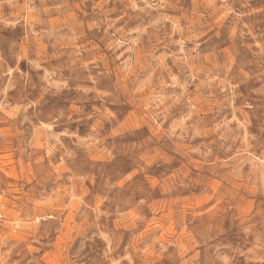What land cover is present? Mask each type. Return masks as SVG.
Instances as JSON below:
<instances>
[{
	"label": "rangeland",
	"instance_id": "obj_1",
	"mask_svg": "<svg viewBox=\"0 0 264 264\" xmlns=\"http://www.w3.org/2000/svg\"><path fill=\"white\" fill-rule=\"evenodd\" d=\"M0 264H264V0H0Z\"/></svg>",
	"mask_w": 264,
	"mask_h": 264
},
{
	"label": "built area",
	"instance_id": "obj_2",
	"mask_svg": "<svg viewBox=\"0 0 264 264\" xmlns=\"http://www.w3.org/2000/svg\"><path fill=\"white\" fill-rule=\"evenodd\" d=\"M0 199H1V195H0ZM3 220V213L0 212V222Z\"/></svg>",
	"mask_w": 264,
	"mask_h": 264
}]
</instances>
